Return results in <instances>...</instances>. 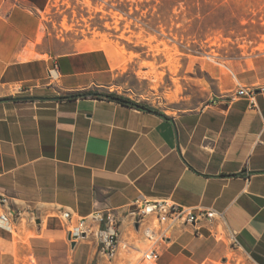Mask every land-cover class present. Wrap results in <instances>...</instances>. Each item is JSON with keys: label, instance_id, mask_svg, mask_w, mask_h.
Wrapping results in <instances>:
<instances>
[{"label": "crops", "instance_id": "1", "mask_svg": "<svg viewBox=\"0 0 264 264\" xmlns=\"http://www.w3.org/2000/svg\"><path fill=\"white\" fill-rule=\"evenodd\" d=\"M48 2L0 0V196L13 215L0 223V264L99 261L96 214L117 219L137 259L150 245L130 213L160 200L223 215L163 225L160 264H264V54L259 68L222 75L211 101L173 115L63 100L101 92L116 71L106 51L66 49L43 32ZM242 87L257 89L254 101ZM82 220L94 233L75 241Z\"/></svg>", "mask_w": 264, "mask_h": 264}, {"label": "rangeland", "instance_id": "2", "mask_svg": "<svg viewBox=\"0 0 264 264\" xmlns=\"http://www.w3.org/2000/svg\"><path fill=\"white\" fill-rule=\"evenodd\" d=\"M42 19L66 49L107 52L116 77L98 93L170 115L202 107L222 75L259 68L264 54V0H49ZM101 241L92 264H141L132 239L114 258Z\"/></svg>", "mask_w": 264, "mask_h": 264}, {"label": "built area", "instance_id": "3", "mask_svg": "<svg viewBox=\"0 0 264 264\" xmlns=\"http://www.w3.org/2000/svg\"><path fill=\"white\" fill-rule=\"evenodd\" d=\"M53 77V74L51 73ZM257 89L242 87L238 91L239 97H245L250 101L255 100ZM136 209L130 213L132 222V229L134 233L141 234L149 243L150 247L142 254L141 264H160L161 253L158 246L166 242L169 238L167 231L162 229V226L170 223L173 226H195L202 220L219 219L223 221V215L216 211H200L195 213L186 209L176 203L167 200L160 201H138L134 204ZM21 214H18V217ZM62 217L65 221L71 218L70 212H63ZM100 227L101 242L103 244L102 252L107 254L110 258H114L121 245V233L119 230V223L117 219L111 214H96L92 218ZM13 220V215L10 208V201L5 196H0V223L8 225ZM32 221L35 223L36 217L32 215ZM139 228L136 229L135 225ZM94 233L92 226L88 225L87 220H82L78 228L71 231V238L75 241L81 240L83 235H90ZM233 243L236 239L232 237ZM124 247H130L124 244Z\"/></svg>", "mask_w": 264, "mask_h": 264}, {"label": "trees", "instance_id": "4", "mask_svg": "<svg viewBox=\"0 0 264 264\" xmlns=\"http://www.w3.org/2000/svg\"><path fill=\"white\" fill-rule=\"evenodd\" d=\"M87 98L114 101V102L120 103L122 105L131 107V108L149 111V112L154 113V114H160V112L153 107H150V106H147L144 104H140V103H136L134 101H131L130 99L123 98V97L117 96L115 94H104V93H98V92H84V93L68 95L66 97H63L62 99L74 101V100H78V99H87Z\"/></svg>", "mask_w": 264, "mask_h": 264}, {"label": "water", "instance_id": "5", "mask_svg": "<svg viewBox=\"0 0 264 264\" xmlns=\"http://www.w3.org/2000/svg\"><path fill=\"white\" fill-rule=\"evenodd\" d=\"M8 100L18 101V100H27V99L24 98V99H8ZM135 228L138 229V228H139V225L136 224V225H135ZM82 237L85 238V234H84Z\"/></svg>", "mask_w": 264, "mask_h": 264}, {"label": "bare ground", "instance_id": "6", "mask_svg": "<svg viewBox=\"0 0 264 264\" xmlns=\"http://www.w3.org/2000/svg\"><path fill=\"white\" fill-rule=\"evenodd\" d=\"M100 233H101V231H100ZM100 236V235H99ZM101 238V237H100Z\"/></svg>", "mask_w": 264, "mask_h": 264}]
</instances>
